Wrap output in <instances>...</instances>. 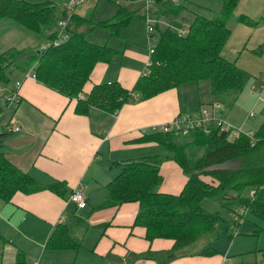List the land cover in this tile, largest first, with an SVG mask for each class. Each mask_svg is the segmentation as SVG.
Returning <instances> with one entry per match:
<instances>
[{
  "label": "trees",
  "instance_id": "16d2710c",
  "mask_svg": "<svg viewBox=\"0 0 264 264\" xmlns=\"http://www.w3.org/2000/svg\"><path fill=\"white\" fill-rule=\"evenodd\" d=\"M152 1L161 14L177 16L182 8L187 7L174 0H149ZM220 2V9L210 17L194 10V18L184 30L178 29L181 25L177 20L164 29L154 24L158 31L157 41L152 46L148 71L136 80L132 88H124L116 81L102 82L84 92L94 65L109 61L115 50L88 41L84 32L77 29L84 22L76 14L68 20L65 29L68 37L60 39L59 21L67 18L66 7L52 0H0V19L9 18L48 39L47 45L37 51L10 49L0 53V83L8 84L13 70L23 72L33 66L37 81L60 92L70 101L74 100V110L80 115H88L91 108L113 114L130 101L145 100L181 84L200 80L210 81L213 102L232 105L252 75L222 55L231 34L227 23L239 0ZM136 15L146 18L147 14L130 11L123 6L112 18L92 25L107 28L110 34L118 35ZM86 19L91 22L90 18ZM237 20L249 25L258 23L243 14L238 15ZM154 35L150 33L151 38ZM57 38L60 39L59 44L54 45ZM262 83L256 84L259 91ZM263 96L264 93L259 99ZM2 111L0 106V114ZM229 133L230 130L211 124L208 133L195 129L187 134L176 130L143 134L137 142L159 144L165 148L166 154L123 162L120 173L105 185V199L94 210L137 202L134 224L145 229V238L149 241L155 238L173 241L169 250L148 249L137 255L158 264L178 257L177 250L193 244L204 235L215 234V239H218L215 232L219 227L227 226L221 236L232 239L231 229L238 230L240 220H244L247 214L264 223V121L251 132L252 135L239 131L230 138ZM7 135L6 130L0 131V199L8 202L17 192L31 194L43 189L62 196L63 182L42 184L6 158L2 144ZM166 159L174 161L186 176L178 194L155 190L162 182L160 165ZM205 198L217 201L221 209L231 212V218L223 217L220 210L210 212L204 209L201 201ZM260 230L264 231V228ZM81 245L74 236L73 224L67 222L58 223L46 243L50 249H77ZM206 249L201 253L212 255L217 252L212 245ZM260 253V264H264V248Z\"/></svg>",
  "mask_w": 264,
  "mask_h": 264
},
{
  "label": "crops",
  "instance_id": "0c3cea01",
  "mask_svg": "<svg viewBox=\"0 0 264 264\" xmlns=\"http://www.w3.org/2000/svg\"><path fill=\"white\" fill-rule=\"evenodd\" d=\"M52 1L64 8L67 4V0ZM79 5L75 7L74 14L82 17L81 20L86 25L82 24L77 29L84 32L88 41L107 45L115 50L109 61L94 65L84 85V92H88L94 84L102 82L116 81L124 88H132L136 80L148 71L150 54L143 46L147 34L144 25L146 18H137L136 31L139 35L135 39L131 36L125 39L126 35H121V32L125 29V33H128L132 19L138 15L118 35H112L107 28L101 27L106 31H101L102 33L89 40L86 31L100 27H93L92 23L112 18L117 10L111 17L101 13L99 20L93 21L95 13L86 16L90 9ZM241 14L252 21L256 20L254 15L249 17ZM262 15L261 21H264V13ZM86 18H90L91 22ZM235 18L238 21L236 16ZM261 21L258 20L254 26L261 24ZM28 30L9 18H1L0 53L10 49L37 51L41 48L33 40L31 30ZM97 37L101 40L98 41ZM222 55L225 56L224 53ZM32 68L33 66L23 72L18 71L20 77L15 82L20 80L21 84L16 106L10 105L7 100L15 82L6 85L1 83L0 106L3 111L0 114V131L8 132L2 149L13 165L28 172L38 182L49 184L60 181L64 183L65 189L62 196L43 189L31 194L17 192L8 202L0 199V264H105L106 258L109 259L107 264H115V258L121 263L128 259L131 261L132 257L134 264H157L152 259H138L135 255L145 253L148 249L169 250L173 241L164 238L149 241L145 238V229L134 224L138 211L137 202L97 211L94 207L105 199V185L120 173L123 162L151 156L133 157L123 150L139 148L142 151H158L161 145L137 142V139L143 134L159 131L162 124L172 121L176 116L199 115L206 108L204 105L213 101L210 81L204 85L200 83L204 80L184 83L148 99L130 101L113 114L91 108L88 115H80L74 110V100L70 101L37 79L24 78V74ZM259 82L261 81L255 82V85ZM182 98L185 99L184 103ZM236 102L229 107L230 112L226 115L223 111L217 112L223 104L220 105L215 116L221 119L223 116L234 125H240L239 128L247 127V112L242 107L243 103L239 105ZM2 115H6L3 120ZM15 127L19 130L12 131L11 128ZM103 150L107 151V158ZM153 155L163 156L157 153ZM110 162L112 166L109 165ZM165 173L170 175L169 183L181 187L182 190L186 176L174 161L166 159L161 163L162 182L158 186L162 185ZM76 186L81 187L86 197V206L83 209L69 200V195ZM156 191L171 194L180 192L160 189ZM63 222L73 224L74 236L82 244L79 248L46 247L55 226ZM237 255L239 262L235 264H241L247 257L243 252ZM165 264H220V259H214L212 255H181Z\"/></svg>",
  "mask_w": 264,
  "mask_h": 264
},
{
  "label": "rangeland",
  "instance_id": "374dc122",
  "mask_svg": "<svg viewBox=\"0 0 264 264\" xmlns=\"http://www.w3.org/2000/svg\"><path fill=\"white\" fill-rule=\"evenodd\" d=\"M179 4H185L187 7L182 8L177 16H173L170 13H158V8L152 2H147L146 0H132L126 2L125 0H85L83 4H80L79 7L86 8L88 15L95 13L94 17L92 18L93 21H98L101 17V13L105 16L111 17L118 8L125 7L130 11H138V13H147L148 19L153 23L157 24L159 29H164L167 26H171L174 20L181 25V30H184L190 22L194 18L193 11L201 13L205 16H212L214 13L218 12L221 7L220 0H194L195 2H187L184 0H174ZM148 3V4H147ZM78 7V8H79ZM114 10V11H113ZM113 11V12H112ZM112 12V13H111ZM111 13V14H110ZM241 13L247 14L249 17L254 15L255 21L262 20V14L264 13V0H239L236 8L233 11L232 18L229 20L228 25L231 29V34L226 42L222 53L225 54L224 57L230 58L229 60H234L237 66H243L244 70H247L251 73V78L247 81L239 99L236 103L241 105L243 109L247 112V116L245 119L247 122V127L241 128L243 132H250L251 129L257 128V125L264 120V96L259 99L260 91L257 89L255 82L264 81V21H261L258 26L243 24L236 21L235 16L240 15ZM91 16V15H90ZM137 18H133L130 24V30L128 33H125V29L121 32V35L129 38L128 36L133 37L134 39L138 37V33L136 31L137 28ZM146 21L144 25H146ZM86 25V24H83ZM237 25H239L237 27ZM176 28V27H174ZM147 29V28H146ZM30 31V30H28ZM101 31H106L105 29L98 27L93 31H86L87 38L92 40L93 36L102 33ZM157 28H154L152 31L154 35L153 39L151 40V46L155 45L157 41ZM33 35V40L37 41L39 46H46L48 43V39L39 33H35L30 31ZM147 33V32H146ZM122 36V37H123ZM97 40L100 41V37H97ZM145 46L146 50H148V36H145ZM262 48V52L259 54V50ZM227 58V59H228ZM240 67V68H241ZM20 77V73L14 70L10 74V81L9 84H14L15 79ZM195 83V82H193ZM204 83H209V80L201 81ZM2 84L0 83V86ZM195 85V84H192ZM194 90V88H193ZM194 93V92H193ZM185 99L182 98V103H184ZM213 101L208 103V105H204L207 108H211L209 104ZM233 105V104H232ZM236 105V104H235ZM231 105L224 103L221 108L217 111H223L225 115L230 112ZM236 107V106H235ZM6 114V113H5ZM241 114V112H239ZM245 114V115H246ZM6 115H2L1 119L3 120ZM226 123L225 129H227V123H230L232 126H236V128L232 127L229 133V137H234V132L240 125H234L231 121H228L223 116H221ZM243 126V124H242ZM250 130V131H249ZM129 153V156H142V155H153V154H165L166 150L164 147H159L158 151H142L139 148H129L128 150H123ZM104 156L107 158L108 153L106 150H103ZM112 166V162L109 163ZM227 166H232L231 164H225ZM120 168L118 167V171ZM117 174V173H116ZM170 175L165 173L164 180L161 186H157L155 190H162V191H174L177 193L181 190V187L172 186L169 183ZM201 205L204 209L215 212L220 210V214L227 218H231V212L225 208H220L217 201H213L212 199L205 198L201 201ZM227 226L219 227L216 230V235H219L218 239H215V234L213 235H204L199 240L194 242L193 244L186 246L182 249L176 251L178 256L181 255H191L196 257H208L211 255L202 254L201 252L206 250L208 245H212L217 252L212 254L215 258L220 259V264H235L239 262L237 259V254L239 252H243L244 255L247 257L243 259L241 264H260L261 253L260 250L264 248V231L260 230V228H264V223L252 216V214H247L246 218L241 222L238 230L235 228L231 229V232L234 234L232 239H227L222 237L221 235L224 234ZM259 231L258 233H256ZM134 248V247H131ZM139 248V247H138ZM139 250V249H138ZM201 253V254H200ZM139 255V254H138ZM135 257H137L135 255ZM140 259V258H138ZM118 258H115V264H134L135 262L134 257L131 258V261L128 259L126 261H122L121 263L117 262ZM109 261L108 258L105 260V264ZM158 264V263H157Z\"/></svg>",
  "mask_w": 264,
  "mask_h": 264
},
{
  "label": "built area",
  "instance_id": "2783aa9c",
  "mask_svg": "<svg viewBox=\"0 0 264 264\" xmlns=\"http://www.w3.org/2000/svg\"><path fill=\"white\" fill-rule=\"evenodd\" d=\"M85 0H67L66 4V13H67V18L59 21V33L58 37L60 39H66L68 37L67 32L65 31L68 20L69 18L74 14L75 7L78 4H81ZM149 2V0H146ZM146 28H147V36H148V51L149 54L153 52V47L151 46V40L153 38L150 37V33L154 30V25L151 23V21L146 17ZM60 39H55L53 41L54 45H58ZM45 47V46H44ZM43 47V48H44ZM24 78H32L36 79L35 74L33 73V70H29L24 74ZM20 80L15 82L14 89L9 93L7 100L10 105L16 106L18 102V89L20 87ZM260 89V96L261 97L264 93V81L263 83L259 86ZM81 96V95H80ZM211 108H204L201 110L199 115L196 116H184V115H179L176 116L172 121L168 123L162 124L158 130L159 131H169V130H176L181 132L182 134H187L190 130H195V129H201L205 133L209 132L210 125L214 124L215 126H221L222 128L225 129L226 123L225 120L222 118H217L216 115V109L220 107L219 102H213L210 104ZM227 130L231 131V128L235 126H232L230 123H227ZM12 131H18L19 128H11ZM241 131V128H237L236 131L234 132V136L238 134V132ZM250 135H252L251 132H249ZM69 200L74 202L78 208H84L86 206V197L84 196V193L81 189L80 186H76L73 188L69 195ZM237 218V217H236ZM243 220L241 219L240 222Z\"/></svg>",
  "mask_w": 264,
  "mask_h": 264
}]
</instances>
